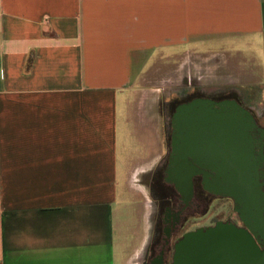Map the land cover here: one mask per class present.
<instances>
[{"label": "crops", "instance_id": "1", "mask_svg": "<svg viewBox=\"0 0 264 264\" xmlns=\"http://www.w3.org/2000/svg\"><path fill=\"white\" fill-rule=\"evenodd\" d=\"M259 43L264 0H0V264H143L165 144L139 82Z\"/></svg>", "mask_w": 264, "mask_h": 264}, {"label": "water", "instance_id": "2", "mask_svg": "<svg viewBox=\"0 0 264 264\" xmlns=\"http://www.w3.org/2000/svg\"><path fill=\"white\" fill-rule=\"evenodd\" d=\"M174 127L171 170L182 171L175 182L192 195L197 166L212 171L205 189L231 199L243 226L219 221L186 233L175 245L171 264H264V128L237 101L208 99L182 106ZM195 145L200 159L180 157L184 151L192 157Z\"/></svg>", "mask_w": 264, "mask_h": 264}, {"label": "rangeland", "instance_id": "3", "mask_svg": "<svg viewBox=\"0 0 264 264\" xmlns=\"http://www.w3.org/2000/svg\"><path fill=\"white\" fill-rule=\"evenodd\" d=\"M229 55L230 53L227 54L224 50H205L200 53L185 50L167 61L156 57L138 84L139 93L131 108L135 109L136 114L141 110L147 113L150 124L153 126L152 131L160 141L164 142L162 107L166 95L172 97L182 91H191L196 88L207 92L225 89L237 92L239 99L252 108L264 124V44L259 43L254 48L235 53L239 60L240 57L242 58V62L245 60L244 56H249L248 64H233L231 68ZM188 59L192 63L181 68V72L178 71L179 64L186 63ZM231 72H234V76L230 74ZM128 130L131 131L130 128ZM151 136H154L153 133ZM138 138L133 135L128 138V141H140ZM150 139L153 141L152 137ZM129 147L135 148L132 143ZM208 207L209 210L200 213L201 225L225 220L230 213L234 212L233 203L230 200L218 199L211 202Z\"/></svg>", "mask_w": 264, "mask_h": 264}, {"label": "flooded vegetation", "instance_id": "4", "mask_svg": "<svg viewBox=\"0 0 264 264\" xmlns=\"http://www.w3.org/2000/svg\"><path fill=\"white\" fill-rule=\"evenodd\" d=\"M197 99H208L217 103L235 100L252 112L258 124L264 128V124L259 120L253 109L246 106L235 91L219 89L207 92L204 89L196 88L191 91H182L172 97L166 95L162 107L165 155L143 179L153 197L155 207L151 239L145 252L143 264H171L176 243L188 232L214 226L219 221L234 223L240 227L243 226L240 216L234 211V202L231 199L222 198L205 189V177L212 176V171L201 169L199 165L197 166L199 174L192 179V195L188 194L186 186H180L175 182L174 177L178 176L182 171L171 170V159L175 148L173 141L175 133L174 118L182 106ZM184 117L185 115L183 114V120L185 119ZM194 149L195 153L192 154V157L186 151L180 157L193 161L200 159L199 145H195ZM218 199L232 201L234 212L230 213L225 220L201 225V211L206 212L209 210L208 205ZM262 200H264V197H262Z\"/></svg>", "mask_w": 264, "mask_h": 264}]
</instances>
